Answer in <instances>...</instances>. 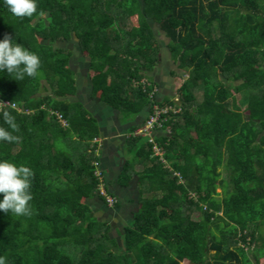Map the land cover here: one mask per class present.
<instances>
[{
  "label": "trees",
  "instance_id": "1",
  "mask_svg": "<svg viewBox=\"0 0 264 264\" xmlns=\"http://www.w3.org/2000/svg\"><path fill=\"white\" fill-rule=\"evenodd\" d=\"M37 3V13L18 17L0 0V39L9 35L41 61L37 74L23 80L0 72V99L21 109L3 110L15 116L18 130H9L20 139L0 141V159L33 172L31 214L0 210L6 264H261L264 0ZM155 26L180 71L173 72L180 102L158 103L182 113L166 124L171 137L157 139L166 164L146 139H127L134 159L120 183L139 177L140 209L115 237L92 206L96 197L106 203L98 195L101 157L92 144L100 126L70 99L78 87L67 45L76 42L90 60L92 96L130 122L151 106L157 86L151 74L163 49ZM3 111L0 125L8 127Z\"/></svg>",
  "mask_w": 264,
  "mask_h": 264
},
{
  "label": "crops",
  "instance_id": "2",
  "mask_svg": "<svg viewBox=\"0 0 264 264\" xmlns=\"http://www.w3.org/2000/svg\"><path fill=\"white\" fill-rule=\"evenodd\" d=\"M71 44H68L67 47H69ZM70 49L72 50V48ZM78 50V56L76 54V50H72L74 54L71 61V66L76 75L78 91L77 94L70 99L74 102H80L83 104L84 107L98 120L101 133V136L98 138L103 140L99 152L102 168L108 182L109 191L114 196H116L119 201L117 207L111 208L100 198L96 197L92 200V206L96 216L100 220L109 221L112 227H115L116 231L122 230L119 227L123 228L124 230L125 227L133 223L134 215L140 209L141 199V187L139 184V177L137 175L133 176L128 185H122L120 183V176L124 169L125 163L128 160L134 159V154H131L130 151H127V139L131 137L130 135L134 132H131L133 127L137 126V129H139L145 124L150 114V106L133 121L126 122L122 118L120 119L121 115L119 112L115 111L111 107L104 104L101 100L92 96V84L89 77L90 60L85 56L84 53H82L79 46ZM74 58L76 61L75 66L73 65ZM170 60L172 61L171 56ZM80 63L82 65H80ZM172 63L174 62L172 61ZM161 67L162 62L157 67L155 72L151 74L157 83V86L154 90L157 91L156 93L158 96L156 97L160 102L165 98L173 99V97L176 95L174 82H172V86L168 87V80L165 78L158 80L153 75L158 71V69L160 70ZM173 72L174 71L172 70L170 72V77L172 78H174ZM162 135L164 136V134H158V138ZM136 169L137 171H140L142 170V166L138 165ZM144 192L145 197L147 192ZM109 214H111V220L114 222L105 219L107 216H109Z\"/></svg>",
  "mask_w": 264,
  "mask_h": 264
},
{
  "label": "clouds",
  "instance_id": "3",
  "mask_svg": "<svg viewBox=\"0 0 264 264\" xmlns=\"http://www.w3.org/2000/svg\"><path fill=\"white\" fill-rule=\"evenodd\" d=\"M4 4L18 17H31L37 13V0H4ZM14 40L9 35L0 39V72L6 71L18 81L23 80L25 75L35 76L41 64L39 55ZM3 120L8 127L0 125V141L18 142L20 137L9 130H18L15 116L5 110ZM32 176L33 172L29 166L0 159V193L3 194L0 198V210L17 215L31 214L29 202L32 199ZM0 264H6L2 256Z\"/></svg>",
  "mask_w": 264,
  "mask_h": 264
},
{
  "label": "built area",
  "instance_id": "4",
  "mask_svg": "<svg viewBox=\"0 0 264 264\" xmlns=\"http://www.w3.org/2000/svg\"><path fill=\"white\" fill-rule=\"evenodd\" d=\"M156 92L157 91L154 90L153 93H151V98L153 100L150 106V114L145 124L141 128L135 130L130 136L143 137L147 139L148 143L153 147L154 156L158 157L163 163L166 164L167 161L164 158V150L160 147L157 141L158 134H164V136H167L168 138L171 137L172 130L168 128L166 124L174 115L182 113V107L179 106L178 108H176L173 105L161 106L160 103H158ZM172 101H174L175 103H179V96H176L175 98L173 97ZM7 108L21 110L17 103L0 99V113ZM57 118L63 128L69 127L68 121L61 114H58ZM102 142L103 140L100 138H95L92 141V144L98 145V154L100 152ZM95 167V176L97 177L99 182L98 195L106 200V204L109 207L114 208L116 203H118L119 201L118 198L112 195L109 191L108 182L106 180L101 161L96 162Z\"/></svg>",
  "mask_w": 264,
  "mask_h": 264
},
{
  "label": "rangeland",
  "instance_id": "5",
  "mask_svg": "<svg viewBox=\"0 0 264 264\" xmlns=\"http://www.w3.org/2000/svg\"><path fill=\"white\" fill-rule=\"evenodd\" d=\"M155 31H156L157 37H158V39H159V41H160V43H161V45H162L163 52H162V67H161L160 70L158 69V71H157L155 74H153V75H154L155 78H157L158 80H161V78H165L166 80H168V82H167V83H168V87L172 86V82H174V83H175L174 88H175V92H176V91H177L176 83H177L180 79L178 78L177 75H176L174 78L170 77V72H171V70H172V71H175V72H177V73L179 74L180 71H178V69H177V65L174 64V63H172V61L170 60V54H169L168 49H167V45H168V43H169V39L166 37V35L164 34V32H162V31L159 29V27L155 26ZM69 48H72V50H76V54H77V56H78V52H79V50H78V45H77L76 42H73L71 45H69ZM77 56H76V57H77ZM76 57H75V58H76ZM75 58H74V61H73V65H74V66L76 65ZM80 65H82V64L80 63ZM163 71H164V72H163ZM187 78H188V76H187V75H184V79H187ZM165 79H164V80H165ZM169 82H171V83H169ZM157 96H158V95H157ZM176 96H178V95H175L174 98H175ZM75 100H76V99H75ZM119 116H120V115H119ZM121 117H122V116H121ZM121 117H120V119H121ZM127 149H128V147H127ZM127 151H129V150H127ZM131 154H133V153H131ZM222 172H223V177H224L225 179H227V170H226L225 168H223V169H222ZM218 192H219V193H222V190L219 189ZM220 197H222V196H220ZM110 215H111V214H109V216H107L105 219H108V220H110L111 222H114L113 220H111L112 218H111ZM194 218L196 219V218H197V215H194ZM119 228L122 229V231H123V228H121V227H119ZM120 231H121V230H120ZM113 235H114L115 237H117V231H116L115 227L113 228ZM253 248H254V247H252V249H253ZM250 256L253 258L252 255H250ZM261 264H264V259H262Z\"/></svg>",
  "mask_w": 264,
  "mask_h": 264
}]
</instances>
